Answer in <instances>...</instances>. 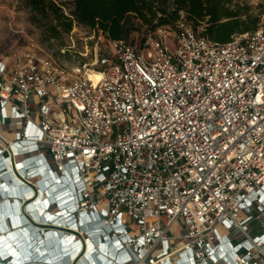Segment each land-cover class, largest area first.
I'll list each match as a JSON object with an SVG mask.
<instances>
[{
  "label": "built area",
  "instance_id": "2783aa9c",
  "mask_svg": "<svg viewBox=\"0 0 264 264\" xmlns=\"http://www.w3.org/2000/svg\"><path fill=\"white\" fill-rule=\"evenodd\" d=\"M201 29L181 15L137 42L108 37L92 61L87 52L71 64L0 56V76H11L0 81V118L22 128L12 157L28 144L56 172H74L81 214L127 233L139 264H161L180 236V255L216 263L224 254L210 241L246 228L250 211L264 215V16L225 42ZM156 242L164 250L151 255ZM236 245L245 260L264 250V232Z\"/></svg>",
  "mask_w": 264,
  "mask_h": 264
},
{
  "label": "rangeland",
  "instance_id": "374dc122",
  "mask_svg": "<svg viewBox=\"0 0 264 264\" xmlns=\"http://www.w3.org/2000/svg\"><path fill=\"white\" fill-rule=\"evenodd\" d=\"M50 1L58 7L56 11L54 8L49 7ZM232 3L237 4L238 7L236 8H238L241 13L246 12V14L257 17L258 20L264 16V0H232ZM72 9L73 5L71 0H0V56L3 58V56H11L14 52L32 51L35 52L36 56L43 58L49 57L57 60V62L60 61L64 64H71L82 58L80 55L81 53L88 52L87 56L83 57V60L92 61L95 55V49L103 48L107 44L109 36L97 27L90 28L78 24L73 19ZM59 13H62L63 15L59 16ZM181 15H184V12L181 11L180 16ZM69 18L72 19V26L70 30L66 31L64 29V23ZM132 20L137 29L129 34L128 39H133V41L137 42L149 33L148 26L137 18H132ZM202 25L203 24H200V26ZM61 48H66L67 51L61 53ZM10 77L11 76H0V81L9 84ZM21 130L22 128L20 126L14 125L10 120H6L5 124H3L2 118H0V149L8 151H5V153L6 155H9L11 161L17 162L25 159L33 162L38 160V154L29 155L27 153H22L24 150H21L19 155L13 156L12 158V153H15V151L13 150L11 142L15 137L19 136L16 132ZM45 164L50 170L56 172L50 165V162L46 161ZM35 173L36 170H34V174ZM33 176L26 177L27 179L24 178L25 181H22L24 185H30L33 192L31 197L22 199L21 203L23 206L33 201L40 193V180L45 178L40 175L41 177H39V179H33ZM4 179L9 181L8 177ZM46 185H49V183H46ZM23 213L25 217H31L29 212ZM250 213L254 218L248 222L246 228H234L229 231L222 230L221 234L223 235V238L219 235L217 239H212L210 242L213 245L216 244V246L220 244L219 248H222V245H225L224 247L227 252L229 251L228 253H230V248L226 247L228 241H230L231 244H236L243 239L248 238L249 235L264 232V215L257 218L254 211H250ZM33 218L34 216L32 219ZM97 219V221L104 224L103 220H100L99 218ZM28 221L30 222V220ZM33 221L36 223H42L36 219H33ZM43 223L44 225H40L42 229H54L50 224L53 225L55 223L49 221ZM129 228L132 231H130V233H137V230H135L134 227L129 226ZM171 229L174 230V227ZM110 231L113 230L110 229ZM183 242L184 238L181 236L172 239L169 242L167 253L163 255L170 258L171 261H169V264H176V262H178L179 259L177 260L176 257L177 255H180V253L176 250H178ZM250 247L251 245L247 246V248ZM150 248H152L151 255L156 254L160 250L161 244L156 242ZM251 251L252 254L246 255L245 260L240 258L238 261L235 256V261L230 264H246L253 261H256L257 264H264V250L251 249ZM238 253L241 257L243 251L240 250ZM161 258L162 256H158V258H155V261H160ZM129 264L139 263L136 261L135 263L133 262ZM180 264L182 263L180 262ZM211 264L227 263L225 262L224 257V261Z\"/></svg>",
  "mask_w": 264,
  "mask_h": 264
},
{
  "label": "trees",
  "instance_id": "16d2710c",
  "mask_svg": "<svg viewBox=\"0 0 264 264\" xmlns=\"http://www.w3.org/2000/svg\"><path fill=\"white\" fill-rule=\"evenodd\" d=\"M71 2L72 16L78 24L90 28L97 27L110 38L128 42H135L128 39L129 34L137 29L132 18L142 21L148 26V32H151L157 26L174 25L181 17L182 11L184 18L195 26L203 24L201 34L216 42H225L234 34L251 31L259 21L255 16L246 12L241 13L232 0H71ZM49 7L55 11L58 9L52 1L49 2ZM71 26L72 19L69 18L64 23V29L68 31Z\"/></svg>",
  "mask_w": 264,
  "mask_h": 264
},
{
  "label": "bare ground",
  "instance_id": "6f19581e",
  "mask_svg": "<svg viewBox=\"0 0 264 264\" xmlns=\"http://www.w3.org/2000/svg\"><path fill=\"white\" fill-rule=\"evenodd\" d=\"M30 129H31V126L28 127L27 133H30L31 132ZM28 147H29L28 144H24L23 147H22V150L25 151V149H27ZM22 153H26V152H22ZM30 154L31 155H36V152L33 151ZM37 159H38L37 160L38 162H40V161L41 162L39 163V166L38 167L34 168V170H36V173L34 174L33 179H35V178L39 179V177H41V176L45 177V178H43V179H45L44 182L45 183H49V186L51 187V189L56 188L57 185H58L57 182H56V176L59 177L58 180L62 181L61 184L67 186L68 188L70 187V184H72V182H74V178H76V174L74 172L72 174L69 171H65L64 173H60V172H57L56 173V172H53V170H50L46 166L45 161L43 160V158H41V159L40 158H37ZM1 170H2V168H0V171ZM78 184H79V182H75L72 185L75 186V185H78ZM79 186H81V184H79ZM101 225H102V223L96 225V227H100ZM224 246L225 245H222V248H221L222 252L221 253L222 254H225V255H228L227 253L229 251L227 252V250H226V248ZM163 250H164V248H161L159 251H163ZM162 254H164V253L162 252ZM176 258H177V260L178 259L183 260L186 264H195V262L192 260V258L190 256H188V253L187 252L185 254H182V255H177ZM240 258L241 257L239 255L236 256V260L239 261ZM169 260H170V258L168 256H162L161 260L158 261V263L166 264V262L169 261ZM219 261H224V257L223 256H220V258L217 259L216 263L219 262ZM176 264H178V263L176 262Z\"/></svg>",
  "mask_w": 264,
  "mask_h": 264
},
{
  "label": "clouds",
  "instance_id": "9594fccd",
  "mask_svg": "<svg viewBox=\"0 0 264 264\" xmlns=\"http://www.w3.org/2000/svg\"><path fill=\"white\" fill-rule=\"evenodd\" d=\"M37 158H40V157L38 156ZM76 188L78 190L79 189V186L76 185ZM81 196L82 195H81L80 191H78L77 194H76V198H75L76 205H78V206H79V202H80ZM127 248L129 249V251L131 252V254H133L132 247L131 246H127Z\"/></svg>",
  "mask_w": 264,
  "mask_h": 264
},
{
  "label": "crops",
  "instance_id": "0c3cea01",
  "mask_svg": "<svg viewBox=\"0 0 264 264\" xmlns=\"http://www.w3.org/2000/svg\"><path fill=\"white\" fill-rule=\"evenodd\" d=\"M248 264V263H247Z\"/></svg>",
  "mask_w": 264,
  "mask_h": 264
}]
</instances>
